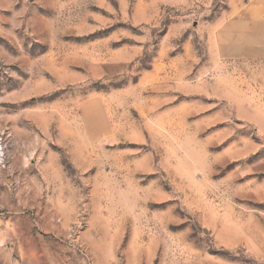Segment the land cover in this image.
Segmentation results:
<instances>
[{"label": "rangeland", "instance_id": "obj_1", "mask_svg": "<svg viewBox=\"0 0 264 264\" xmlns=\"http://www.w3.org/2000/svg\"><path fill=\"white\" fill-rule=\"evenodd\" d=\"M0 264H264V0H0Z\"/></svg>", "mask_w": 264, "mask_h": 264}]
</instances>
